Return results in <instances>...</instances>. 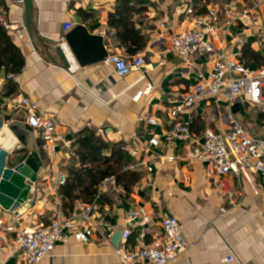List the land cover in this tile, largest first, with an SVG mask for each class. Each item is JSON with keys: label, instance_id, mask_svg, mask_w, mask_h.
<instances>
[{"label": "crops", "instance_id": "0c3cea01", "mask_svg": "<svg viewBox=\"0 0 264 264\" xmlns=\"http://www.w3.org/2000/svg\"><path fill=\"white\" fill-rule=\"evenodd\" d=\"M129 1L138 8L131 19L148 40L142 50L147 60L141 71L120 77L106 61L82 68L74 60L75 72L71 73L52 52V44L62 41L67 34L63 24L71 22L86 26L91 34L103 36L108 54L134 57L119 47L116 31L108 25L117 0H35L33 20L39 46L25 28L23 4L0 0V9L7 13L9 23L23 28V39L17 32L9 31L26 62L22 73L13 78L18 95L30 97L40 111L57 119V134L72 146L78 134L87 128L96 131L104 141L118 144L128 160V168L141 175L129 195L120 185L112 191L101 184L95 202L96 219L103 227L86 243L69 237L41 264H122L111 240L115 233L126 228L127 213L139 208H145L151 220L147 227L138 226L134 230L132 244L140 235L151 243L162 234L161 223L166 217H174L180 223L188 246L171 264H264V180L254 171L240 177L220 175L210 164L191 156L200 148L207 129L218 134L228 131L222 121L228 113L253 137L264 141V94L261 104L247 101L230 104L223 98L204 100L193 113H183L178 119L190 123L191 143L168 142L166 136L173 124L170 110L178 107L198 80L210 76L213 61L203 53H196L186 63L170 51L172 37L195 26L193 20L198 16L195 10L191 15L184 12L186 7L195 5L192 0ZM207 3L208 12L217 9L220 25L225 26L223 33L212 37L215 48L250 70L264 68V0ZM81 13L90 17L84 19ZM229 20L233 23L225 25ZM6 83L2 71L0 113L10 124L24 128L26 112L9 109L8 99L2 96ZM139 92L144 94L135 100ZM142 116L156 118L159 125L141 121ZM152 138L160 140L159 147H149ZM27 143L30 148L37 146L43 155L45 173L37 186L39 197L25 216L14 217L0 207V218L5 224L20 218L21 229L30 231L48 226L57 214L63 213L58 194L61 187L56 193L54 184L60 175H68L70 167H78L79 161L72 146L63 142L54 154H45L40 133L35 130L29 132ZM130 150H136L137 154L130 156ZM223 185L233 188L231 196ZM85 205L88 204H77L72 214H63H79ZM11 237L0 228V244L9 243ZM229 257H234L233 263L226 261ZM0 264L25 262L20 257L6 260L0 256Z\"/></svg>", "mask_w": 264, "mask_h": 264}, {"label": "built area", "instance_id": "2783aa9c", "mask_svg": "<svg viewBox=\"0 0 264 264\" xmlns=\"http://www.w3.org/2000/svg\"><path fill=\"white\" fill-rule=\"evenodd\" d=\"M187 15L194 13L193 6L185 8ZM252 12V11H251ZM217 9H210L207 15L194 17V28L183 31L172 37L170 51L181 57L186 63L191 62L193 54L203 53L213 61L210 76L198 80L183 96L178 107L170 110L172 120L171 130L167 133L166 140L175 142L183 140L191 143L192 134L190 123L179 121L183 113H193L199 103L204 100L220 99L233 104L237 101H247L251 104H261L264 94V68L254 71L237 59L225 54L223 50H217L212 37H218L224 32L225 26L220 25ZM254 20H256L255 14ZM229 20L225 25H231ZM0 26L7 31H15L20 39H23V28L13 26L7 20V13L0 9ZM64 32L68 33L75 29V23L63 24ZM146 54H138L131 59L118 54H109L106 62L114 67V71L120 77H127L133 72H139L146 64ZM10 75L8 79H13ZM149 90V88L147 89ZM144 92H139L134 99L140 100ZM9 109H21L26 112V125L40 133L41 150L46 154H54L63 142L68 147L71 142L57 134L58 121L52 116L39 110L30 97L17 96L8 100ZM149 124L159 125L153 117H140ZM228 131L218 134L213 129L204 132L201 146L191 155L194 160L206 162L212 166V170L220 175L242 176L248 171L258 173L264 180V141L253 137L244 125L232 114L228 113L223 120ZM149 147L157 148L160 140L152 138ZM125 151V150H124ZM130 156L137 154L136 150L129 151ZM147 166H145L146 168ZM134 168V166L130 167ZM149 171L151 170L148 168ZM54 186L57 189L64 186L66 177L60 175ZM49 180L47 183L49 184ZM117 186L116 178H108L103 182L105 190H114ZM224 186V185H223ZM229 196L234 192L233 188L224 186ZM97 202L85 205L81 213L74 216H66L63 213L51 221L48 226L33 228L32 230L21 229L20 218H15L10 224H5L0 218V228L12 235L9 243L0 244V256L6 260L16 257L23 259L25 264H41L48 258L60 244L66 243L69 237L80 243L89 241L90 236L98 232L103 226L97 221ZM151 220L150 213L145 208L131 209L126 215V228L121 239L122 245L116 249V254L122 264H171L177 260L187 248L188 243L184 240L180 223L174 217H166L162 221V234L148 243L142 235L138 236L132 244L131 238L134 230L139 226L145 228ZM233 263L234 257L226 259Z\"/></svg>", "mask_w": 264, "mask_h": 264}, {"label": "trees", "instance_id": "16d2710c", "mask_svg": "<svg viewBox=\"0 0 264 264\" xmlns=\"http://www.w3.org/2000/svg\"><path fill=\"white\" fill-rule=\"evenodd\" d=\"M207 1L192 0L195 15L208 12ZM115 8V12L109 15L108 25L116 31L119 47L130 56L142 53L148 40L137 30L131 19L138 8L131 5L129 0H117ZM81 14L84 19L90 17L85 13ZM25 63L22 50L14 44L10 32L0 26V73L4 71L7 79L2 92L4 99L19 96L18 85L8 77L22 73ZM72 148L79 166L69 168L67 180L58 191L61 210L66 215L72 214L77 204L94 203L100 195V185L108 178L114 176L117 185L128 195L141 180L139 173L128 168V160L120 146L104 141L96 131L87 128L79 133Z\"/></svg>", "mask_w": 264, "mask_h": 264}, {"label": "water", "instance_id": "95a60500", "mask_svg": "<svg viewBox=\"0 0 264 264\" xmlns=\"http://www.w3.org/2000/svg\"><path fill=\"white\" fill-rule=\"evenodd\" d=\"M23 4L25 28L37 46L39 38L33 15L35 0H16ZM106 42L101 35L91 34L89 29L76 25L62 41L52 44V52L60 59L66 69L75 72L74 60L82 68L104 63L108 57ZM47 57L50 53H46ZM33 128H22L9 123L0 113V207L14 217L25 216L39 197L37 186L45 173V164L37 146L28 145L29 132ZM123 230L115 233L111 242L118 249Z\"/></svg>", "mask_w": 264, "mask_h": 264}, {"label": "rangeland", "instance_id": "374dc122", "mask_svg": "<svg viewBox=\"0 0 264 264\" xmlns=\"http://www.w3.org/2000/svg\"><path fill=\"white\" fill-rule=\"evenodd\" d=\"M254 12V11H253Z\"/></svg>", "mask_w": 264, "mask_h": 264}]
</instances>
